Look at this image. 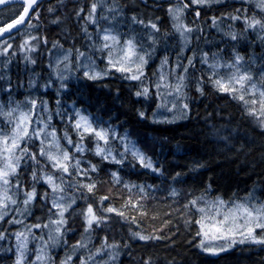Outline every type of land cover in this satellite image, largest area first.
I'll list each match as a JSON object with an SVG mask.
<instances>
[{"label":"trees","instance_id":"16d2710c","mask_svg":"<svg viewBox=\"0 0 264 264\" xmlns=\"http://www.w3.org/2000/svg\"><path fill=\"white\" fill-rule=\"evenodd\" d=\"M116 1L123 10L119 24L121 32L126 37L135 36L143 45L144 51L151 53L145 69L146 86L154 83L158 66L165 57L170 63L181 62L184 65L189 58L193 60L194 67L188 68L187 89L191 102L185 119L164 123L154 119L157 108L155 91L152 89L147 98L135 96V92L142 88L141 82L124 79V74L109 68L107 52L93 48L84 36L83 20L77 21L75 13L78 10L73 5L55 12L37 11L38 18H33L34 36L47 38L48 43H41L34 52L35 64L26 62L23 59L24 53L19 50V45L24 40L21 38L22 32L12 38L13 47L9 50V55L0 56V96L4 102L14 100L22 103L28 97L26 93H34L36 105L41 110L44 109L47 120L51 117L48 122L61 139L67 132L74 142L78 140V136L65 113L70 115L73 108L81 109L83 113L103 122L102 126L110 124L117 127L120 135L128 132L161 169L162 174H158L139 165L133 168L127 163L120 166L102 161L94 154V139L86 136L83 143L90 151H85L83 159L97 165L99 171L91 172V179L73 175L72 180L83 184L94 182L95 188L92 192H88L86 188L76 191V204L65 213L67 223L62 232L64 228L68 231L64 233L60 245L52 248L54 264H61L67 255H72V264H79L81 257H86L101 247L105 237L108 244L117 245V264H143L149 257L152 264H264V246L261 245L237 243L231 250L216 256L204 252L199 247L202 234L197 235L201 228L195 223L201 218V213L191 206L184 208L190 200L203 196L230 202L251 196L257 202L264 201V127L260 123L264 116L257 111L255 116L249 115V107L233 98V93L220 92L209 80L211 71L208 65L201 63L205 53L209 58L217 53L225 61H231L234 52L239 53L248 59L258 79L263 82L264 79H260L258 75L259 70L264 68V41L259 38V34L251 30L244 32L241 21L227 19L220 21L218 30L212 26L211 20L228 13L235 14L237 9H247L248 15L255 14L256 18L264 13L253 3L241 0H223L211 7L190 4L184 12V20L189 27L199 28L201 31L192 32V44L182 52L180 37L168 14L169 1ZM13 3L19 4L21 1L7 5ZM197 10L200 11L199 17L195 14ZM21 13L15 8L14 11L2 10L0 16L5 20L7 16L14 15L12 18L17 19ZM86 13L87 11L81 15ZM133 15L145 22L153 20L158 23L160 32L155 37L157 42L154 45L144 28L132 24ZM57 17L61 22L53 24L51 21ZM229 24L232 25V30L243 33L239 41H232L223 35L224 31L229 30ZM55 41L74 51V74L63 81L67 85L66 89L61 88V80H56L51 71L48 49H51ZM13 50L17 51L16 56L11 55ZM77 50L90 52L98 66L108 71L107 76L97 80L84 77ZM33 78L35 82H32ZM201 79L203 94L196 90L197 81ZM9 87L10 93L7 91ZM140 112L144 113L143 118L139 115ZM62 142L67 146L65 140L62 139ZM112 143L117 145V151H123L118 141ZM29 146L32 152H36L39 141L34 140ZM69 151L72 154L71 148ZM76 157L79 158L80 154L76 153ZM131 159L129 156L128 160ZM81 167L87 169L89 165L82 163ZM31 171V168L21 169L20 182L25 188L30 187ZM113 171L118 172L120 183H116L111 176ZM177 173H180L178 177ZM133 185L144 186L145 192L141 193ZM46 187L44 184L37 185V191L43 192ZM173 189L179 193L178 196L170 195ZM82 195H86L87 199L81 198ZM103 197L108 199L101 204ZM129 198L144 205L146 214L132 208L127 203ZM19 199L22 200L23 196ZM89 204L98 216L103 215L108 219L100 227L94 224V231L86 248H80L74 253L76 248L73 249L72 246L77 245L85 236V221L80 212L86 211ZM50 207V201L44 204L37 197L29 205L31 215L26 217L25 223L30 226L37 223L42 225L50 219H58L49 213ZM107 207L123 211L129 220L125 221L116 212L103 211ZM52 212L57 210L52 209ZM9 218L10 216L0 223V229L6 230L9 240V243L7 239L0 240V264H14L16 259L15 236L11 233H15L17 225L7 223ZM133 218L134 223L131 222ZM136 232L158 236L160 239L141 241L132 235ZM33 245L32 243L31 248ZM9 248L12 251H7Z\"/></svg>","mask_w":264,"mask_h":264},{"label":"snow or ice","instance_id":"6c2138e0","mask_svg":"<svg viewBox=\"0 0 264 264\" xmlns=\"http://www.w3.org/2000/svg\"><path fill=\"white\" fill-rule=\"evenodd\" d=\"M64 0H60L63 4ZM223 0H178L175 6L169 7L168 12L171 20L173 21V27L177 33L183 38L185 44L189 42V34L193 31H201L199 28L189 27L182 22L183 13L189 8V5L209 6L212 4L222 3ZM245 2V0H241ZM248 3H255L256 8L261 13H264V0H247ZM9 0H0V5H7ZM23 15L19 16V19L11 18L10 23L0 21V56L7 57L9 50L12 49L13 45L9 42L17 33L22 31L24 27H33L31 20L38 18L37 8L39 6V0H21ZM49 12H55V8H49ZM85 12V9L81 7L76 11L75 16L77 21L83 20L82 32L84 36L91 42L93 48L101 52H107V63L109 68H115L116 71L124 74L123 78L127 80H137L143 84L144 77V66L148 63L146 57H150L151 53L145 52L143 45L136 40L135 36H130L124 40L123 44L120 42V36L117 31V26L120 24V19L123 16V10L116 4V0H91L90 7L85 15H81ZM35 13V16H33ZM196 17L200 16V11H196ZM158 19V18H157ZM227 19L229 21H241L244 24V32L249 30L259 34V38L264 41V15L260 18H256L255 14L249 16L247 9H237L235 14L228 13L222 17H213L211 20L212 26L220 30V21ZM27 21V23H26ZM53 24H59L60 18L51 21ZM132 24H138L147 31L149 39L152 40L154 45L157 41L155 36L160 32L158 23L153 20L145 22L144 19L139 18L136 15L131 17ZM88 25L93 26L95 34L89 31ZM229 30L224 31L223 35L230 38L232 41H239L243 36V33H238L232 30V25H228ZM35 41V43H32ZM97 42H99L97 44ZM43 43L47 45V38L31 36L24 39L23 43L19 45V50L24 53L23 59L26 62L35 64L36 60L32 58L31 53L36 52ZM63 50V46L59 41L52 43L51 49H48L49 53L52 50ZM64 54L62 58L58 57L56 66L64 63L67 68V62L71 52L69 50H63ZM143 53V54H141ZM18 53L16 50L11 52L12 56H16ZM77 57H84L83 52L77 50ZM88 62L83 64L85 69L83 72L84 77L89 80L102 79L103 76L107 75L108 72H96L95 65L91 57H85ZM10 62V61H9ZM201 63L208 65L211 71L209 76L210 82L220 91L233 93V98L238 99L244 103L245 106L256 105L257 94L259 97L260 104V115L264 116V85L258 87L256 78L253 77L251 71L245 67L244 57L239 53H233L231 61L223 60V57L217 53H213L210 58L207 53L201 58ZM168 64L167 57L162 60L160 82L156 83L157 96L162 101L165 97L161 94L162 89H167V95H174L176 97L183 95V89L186 87L185 75L188 72L189 66L194 67L193 60L188 59V64L182 65L177 64L176 68H181L183 74L175 77V83H170L167 80L165 73L163 72L164 67ZM135 67V71H133ZM221 68L227 69L226 74H221L219 71ZM172 71H175L174 69ZM172 73L169 72L170 76ZM61 80V88L66 89L67 85L63 82L67 79L62 73L58 74ZM259 78L264 79V68L259 70ZM2 79V77H0ZM196 90L203 94L202 79L197 81ZM11 92V87L7 89ZM251 94V100L246 99V96ZM137 97L149 96V88L147 86L142 87L140 90L135 92ZM32 109L28 112L11 108L7 112L0 107V114L4 115L7 120L6 123L10 125L11 131H5L0 129V222H4L6 217L10 218L7 220L9 224H19L22 220H18L15 215H11L12 212H16L21 216L31 215L29 205L36 201L37 197L44 204H48L50 201L51 207L49 213L58 217L56 220L49 221L50 224L55 225V234L50 230L48 234V240L44 241L41 237L42 246L36 251L35 259L32 261L27 260L29 249L27 247L29 237L23 232L11 233L15 236L17 244L15 245L16 259L14 264H53L52 258L47 255L46 247L48 243H51V247L58 246L63 240L64 233L68 230L61 229L67 223L65 219V213L72 209L73 205L76 204L77 197L76 191L87 189L88 192H92L95 188V183H78L72 180L73 175L80 177H89L91 172H98L97 165L91 164L90 161H84L83 154L85 151H90L86 148L83 143L86 136H91L95 142V155L99 156L102 161L108 163L117 164L124 166L126 163L131 167L135 168L137 165L144 169L151 170L154 173L162 174L160 167L154 164L151 157L147 156L129 136L118 135L117 129L112 125L107 127L102 126L101 121L90 115H84L79 109L73 108L72 114H67V119L71 124V127L78 136V140L75 142L68 135L64 133L62 137L66 141L68 147H62L60 144V138L56 136L55 130L51 132L47 131L49 124L42 120L39 116L33 120V116L36 113L33 111L36 108V101H30ZM59 103V101H57ZM175 104H172V108ZM183 107L186 109L187 104ZM157 108H164L167 111H172V108L167 106V103H161L157 105ZM46 110V109H45ZM18 112V115L14 117V114ZM139 115L143 118L144 113L140 112ZM249 115H256L255 108H249ZM51 120V117H48ZM161 123L171 122L167 120L158 121ZM261 126L264 127V120L260 121ZM35 124L37 126L33 127ZM42 125V126H40ZM51 137V139H49ZM39 141V148L36 152L30 150V144L34 141ZM118 141L119 146L123 148V151H117L112 147V142ZM103 142V146H101ZM23 144V147L21 146ZM69 148L72 149V154L69 153ZM115 152V154H113ZM76 153L80 154V157H76ZM131 156V161L128 157ZM82 163H88L87 169L82 168ZM22 168H31L30 174V187L25 188L20 182V172ZM51 169L52 171H49ZM116 183H120V179L117 171L110 173ZM177 177L180 173L176 174ZM67 177V179H65ZM175 179V177H174ZM44 184L46 189L43 192L37 191V185ZM128 188V185H125ZM137 187L141 193L145 192L144 186L133 185ZM23 196L20 200L19 197ZM172 196H178L179 193L173 189L170 193ZM83 199H87L86 195H82ZM108 197L101 198V204L103 200ZM254 197H249L248 202H225L222 199H215L213 201H207L203 197L190 200L184 205V208H195L201 213V218L196 220L195 223L200 225V232L197 235H203L205 238L210 237V233L213 235L212 239H227L226 234L238 233L240 236L239 243H251L256 245L264 246V203H255ZM132 208L146 214L147 209L144 205L138 201L133 202L129 198L127 202ZM23 205V208H21ZM52 209H56L57 212L53 213ZM103 211L107 213L116 212L125 221L129 218L125 217L123 211H117L113 207H107ZM80 215L84 217L85 237L73 245L75 248H86V239L90 237L93 229V225L100 227L106 224L108 217L103 215L98 216L91 204L88 205L86 211L81 210ZM131 222H135L133 218ZM41 224L37 223L27 227V231L31 233L32 228H40ZM44 228H48L49 225H43ZM257 229L260 230L259 234ZM136 239L141 241H147L152 239H160L158 236L143 235L139 232L132 234ZM7 239L6 230L0 229V240ZM32 239H36L35 235L32 234ZM66 243V241H64ZM236 239H231L227 246L225 245H212L206 244L204 240H201L199 247L206 253L212 256L219 255L220 252L226 251L227 247H231L236 244ZM117 248L116 244H108L107 237L104 238V242L101 247L96 249L94 254H90L86 257H81L79 264H101L100 260L96 257L99 256L103 259V256L107 254L109 259L115 261L118 252L115 251ZM107 249H113L112 252H107ZM7 251H12L9 248ZM45 257L47 260L45 261ZM72 255H67L61 264H72ZM107 264V261L104 262ZM143 264H152L151 257L143 261Z\"/></svg>","mask_w":264,"mask_h":264},{"label":"rangeland","instance_id":"374dc122","mask_svg":"<svg viewBox=\"0 0 264 264\" xmlns=\"http://www.w3.org/2000/svg\"><path fill=\"white\" fill-rule=\"evenodd\" d=\"M245 1H247V0H245ZM177 2H178V0H176V2L174 3L173 6H175V4H176ZM116 4L118 5L117 2H116ZM253 4L255 5V3H253ZM183 15H184V13H183ZM2 17H3V16H0V21H5L4 18H2ZM7 19H9V18H7ZM182 22H183L184 24L188 25V24L186 23V21L184 20V16H182ZM7 23H9V22H7ZM172 23H173V21H172ZM31 24L33 25V27H25V28L21 31V32H22V35H21L22 37H21V38H23V39H27V38H29V34H30L31 36H34L35 23L32 22ZM0 26H6V24H5V25H0ZM88 28H89V31L92 32L93 35H94V34H95V29L93 28V26L88 25ZM117 31H118L119 36H120V42H121V44H123L124 40L128 39L129 37L124 36V34H123V33L121 32V30H120V26H119V25L117 26ZM178 34H179V33H178ZM179 36H180V34H179ZM15 37H16V36H14L13 38H15ZM12 40H13V39H11L9 42H11ZM180 40H181V43H182V52H185V51L191 46V44H192V41H193L192 33L189 34V42H188L187 44H185V42H184V40H183V38H182L181 36H180ZM32 43H33V42H32ZM62 46H63V45H62ZM63 50H69V51L71 52V55L69 56V61L67 62V68H65L64 63L59 64L58 67L56 66V62H57L58 57L62 58V56H63V54H64ZM63 50H55V49H54V50H52V52L50 53L51 71H52V73H53L54 78H56V80H60L58 74H61V73H62L64 76L67 77V79L71 78V76L74 74V65H73V54H74V51H73L72 49H70V48H66V47H64V46H63ZM81 52L84 53V57H79V61H80V67H81L83 70H85V69L83 68L82 65L88 62L87 60H85V57H91L92 61L94 62V65H95V71H96V72H104V71H107V70L102 69L101 67L98 66L97 62L94 60V58H93V56L91 55L90 52H88V51H81ZM145 52H146V51H145ZM141 54H143V53H141ZM203 55H204V54H203ZM203 55H202V56H203ZM31 56H32V58L34 59V52L31 53ZM209 57H210V56H209ZM146 59L148 60V63H149V57H146ZM167 60H168V59H167ZM210 62H211V58H210ZM148 63H147V64L144 66V68H143V71H144V77H142V79H143V84H141V87L146 86V83H145V81H146V76H145V75H146V70H145V69H146V66L148 65ZM161 63H162V62H161ZM161 63H160V65L158 66V70H157V73H156V76H155V79H154V83L152 84V86H147V87L149 88V94L151 93V91H152V89H153V90L155 91V95H156V97H157V105H158V104H161V103L163 102V103H167V106H168L169 108H172V104L174 103V104H175V107L172 108V111H167V110L164 109V108H160V109L156 108L154 119H155V120H158V121H162V120H167V121H181V120H183V119H185V118L187 117V115H188V111H189V104H190V102H191V96H190L189 91H188V89H187L188 72H187V74H184V75H185V84H186V87L183 89V95H182V96H179V97H176V98L174 99V95H175V94H173V95H167V89L165 88V89H162V90H161V94L165 97V100L162 101L161 99L158 98V96H157V89H156V87H155L156 83L160 82V73H161V71H162V69H161ZM244 63H245V67L248 68V69L251 71V74L253 75V77L256 78V80H257V84H258V87L261 86V85H264V80H263V82H262V81H260V80L258 79V77H257V75H256V72H255V69H254L253 66L249 63L248 59H245V58H244ZM107 64H108V63H107ZM177 64H182V63H181V62L170 63L169 60H168V64H167V65L164 67V69H163V72L165 73L168 82L173 83V84L175 83V77H176L177 75L183 74L181 68H176V65H177ZM187 64H188V61H186L185 66H186ZM182 65H184V64H182ZM111 69H115V68H111ZM173 69H174L175 71H172ZM133 71H135V67H133ZM219 71L221 72V74H226L228 70H227V69H224V68H221ZM107 72H108V71H107ZM169 72L172 73L170 76L168 75ZM105 76H107V75H105ZM105 76H103V78H104ZM32 82H35V79H34V78L32 79ZM32 87H33V86H32ZM26 95H27L28 97L25 98V99H23V102H22V103H20V102H16V101H14V100H9V101L6 103V102H4V101L2 100V98H1V96H0V107H2L3 110H4L5 112H7L9 109H11V108H16V107L18 106L19 110H22V111H24V112H28L30 109H32V105H31L30 101H31V100H35L36 103H37V100H36V98H35L34 93L32 94V93H29V92H28V93H26ZM251 98H252V97H251V94H249V95L246 96V99H248L249 101L251 100ZM257 100H258V102H257L256 105H251V104H249L248 107H249V108H255L256 111H257L258 113H260V104H259V97H258V94H257ZM184 104H187V105H188V107H187L186 109L183 107ZM79 110L82 112L81 109H79ZM33 111L36 113V115L33 116V120H35L36 117L39 116L42 120H44L45 122H47V123L49 124V128L47 129V131L51 132L54 128H53L52 125L48 122L47 117H46V115L44 114V109L41 110V109L36 105V108H35ZM82 113H83V112H82ZM83 114H84V115H87V114H85V113H83ZM16 115H18V112L14 114V117H15ZM6 120H7V118H6L4 115L0 114V129H4L5 131H11V127H10V125H8V124L6 123ZM32 126L35 127V126H37V125L33 124ZM40 126H42V125H40ZM116 129H117L118 135H120L119 129H118L117 127H116ZM54 130H55V129H54ZM55 133H56V136H57L58 138H60V144H61V146H62V147H67V146H65V145L63 144L62 139H61L60 135L58 134V132H57L56 130H55ZM124 135L129 136V138H130L132 141L135 142V140H134L132 137H130V135H129L128 132H123L120 136H124ZM49 139H51V137H49ZM118 143H119V142H118ZM135 143H136V142H135ZM136 145L140 148V146H139L137 143H136ZM21 146H22V144H21ZM101 146H103V142H101ZM112 147L115 148V149H117V145H115L114 143H112ZM140 149H141V148H140ZM141 150H142V149H141ZM142 151H143V150H142ZM69 153H70V151H69ZM113 154H115V152H114ZM70 155H71V153H70ZM250 197H251V196H250ZM203 198H204L205 200H207V201H213V200H215V198H210V197H207V196H203ZM219 199H222V198H219ZM222 200L225 201V202H229V203H230V201H226V200H224V199H222ZM248 201H249V197L244 198V199H242V200H236V201H234V202H236V203H240V202H248ZM254 202H255V203H258V204H259V203H264V201H262V202H257V200H254ZM21 208H23V205L21 206ZM11 215H15L16 218H17L18 220H22V223L15 224V225H17V228H16V231H15V232H23L26 236L29 237V242H28V245H27V247H28V249H29V254H28V256H27V260L30 262V261H32V260L35 259L36 251H37L39 248H41L42 246H44V245H42V243H41V239H40V238L42 237L44 241H47V240H48V234H49L50 230H51V232H52L53 234H55V225L50 224V223H49L50 220H49V221H47L46 223L42 224L40 228H32V229H31V233H29L26 229H27V227H30V225H28V224L25 223V222H26V217H27L28 215L21 216V215H19V214L16 213V212H12ZM6 218H7V217H6ZM52 220H56V219H52ZM0 223H1V222H0ZM45 224H48L49 227H48V228H44L43 225H45ZM62 230H63V228L61 229V231H62ZM259 232H260V230L257 229V233H258V234H259ZM32 234L35 235L36 239H32ZM91 234H92V233H91ZM212 235H213V233H210V237H211ZM226 235L228 236L227 239H212V238H210V237H209V238H205L203 235H202V238H201V239L204 240V242H205L206 244H212V245H225V246H227V244L229 243V241H230L231 239H236V240H237V243H239L238 241H239V239H240V236L238 235V233H233V234H230V235H229V234H226ZM84 237H85V236H84ZM84 237H83V238H84ZM90 239H91V235H90V237H88V238L86 239V241H85V242H86V245L90 242ZM7 240H8V239H7ZM14 240H15V245H16V244H17V241H16L15 238H14ZM8 243H9V240H8ZM32 243L34 244V245H33V248H31ZM200 243H201V242H200ZM237 243H236V244H237ZM236 244L232 245L231 247H227V250H226V251L231 250ZM59 245H60V244H59ZM59 245H58V246H59ZM58 246H56V247H58ZM52 248H53V247H51V243L49 242L48 245H47V247H46V251H47V255L50 256V257L52 258V262H53V264H54V261H53V254H52ZM79 249H80V248H76V249L74 250V253H76ZM14 250H15V246H14ZM106 251H107V252H112L113 249H107ZM115 251L118 252L117 249H115ZM95 252H96V251H95ZM95 252H94V253H95ZM223 252H225V251H223ZM94 253H92V254H94ZM118 253H119V252H118ZM220 253H221V252H220ZM220 253H219V254H220ZM118 258H119V255L117 256V258H116L115 261H112L111 259H109V256H108L107 254H105V255L103 256V259H101V257H99V256L96 257L97 260H100L101 264H104L105 261H107V264H117ZM46 260H47V257H45V261H46ZM41 264H43V262H41Z\"/></svg>","mask_w":264,"mask_h":264},{"label":"flooded vegetation","instance_id":"af4514ba","mask_svg":"<svg viewBox=\"0 0 264 264\" xmlns=\"http://www.w3.org/2000/svg\"><path fill=\"white\" fill-rule=\"evenodd\" d=\"M175 2H176V0L171 1L172 6L174 5ZM90 4H91V0H64L63 4L60 3V0H39V6H38L36 11H49L48 10L49 8H55L56 10H59V9L64 10L70 5L75 6V8L77 10H79L81 7H83L85 9V11H88ZM15 8L17 9V11L23 12L22 11V3H19V4L13 3V4H9L7 6H4V7H0V12L2 10L14 11ZM8 17L9 16H7V18ZM12 17H14V15L10 16L9 18H12ZM8 21H9V19H5L6 23Z\"/></svg>","mask_w":264,"mask_h":264},{"label":"water","instance_id":"95a60500","mask_svg":"<svg viewBox=\"0 0 264 264\" xmlns=\"http://www.w3.org/2000/svg\"><path fill=\"white\" fill-rule=\"evenodd\" d=\"M14 1H21V0H9V3L10 2H14ZM2 5H0V7H1ZM26 23H27V21H26Z\"/></svg>","mask_w":264,"mask_h":264}]
</instances>
